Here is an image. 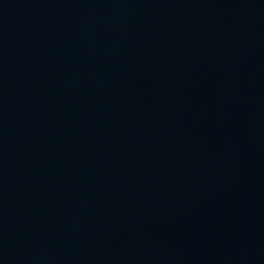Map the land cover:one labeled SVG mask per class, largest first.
Returning a JSON list of instances; mask_svg holds the SVG:
<instances>
[{
    "label": "water",
    "instance_id": "water-1",
    "mask_svg": "<svg viewBox=\"0 0 264 264\" xmlns=\"http://www.w3.org/2000/svg\"><path fill=\"white\" fill-rule=\"evenodd\" d=\"M0 264H264V0H0Z\"/></svg>",
    "mask_w": 264,
    "mask_h": 264
}]
</instances>
